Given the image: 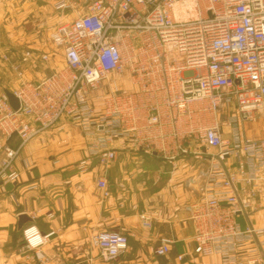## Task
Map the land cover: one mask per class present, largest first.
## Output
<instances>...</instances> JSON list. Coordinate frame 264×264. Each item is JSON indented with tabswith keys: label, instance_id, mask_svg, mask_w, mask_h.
Here are the masks:
<instances>
[{
	"label": "built area",
	"instance_id": "obj_1",
	"mask_svg": "<svg viewBox=\"0 0 264 264\" xmlns=\"http://www.w3.org/2000/svg\"><path fill=\"white\" fill-rule=\"evenodd\" d=\"M49 2L73 16L51 34L64 63L38 85L25 79L20 64L12 66L20 108L0 95V184L17 182L26 145L63 120L88 137L102 132L77 164L80 173L94 159L115 162L116 139L170 163L192 155L201 163L187 182L200 194L189 218L197 254L211 264H264V0ZM23 57L49 62L52 56L28 51ZM101 89L99 113L93 94ZM249 125L262 126L260 139L248 134ZM97 185L108 199L107 180ZM258 212L263 225L240 221ZM143 225L151 228L148 217ZM53 235L36 225L23 230L26 248L39 260ZM172 244L162 239L155 255H169ZM91 246L114 262L129 238L102 230Z\"/></svg>",
	"mask_w": 264,
	"mask_h": 264
},
{
	"label": "crops",
	"instance_id": "obj_2",
	"mask_svg": "<svg viewBox=\"0 0 264 264\" xmlns=\"http://www.w3.org/2000/svg\"><path fill=\"white\" fill-rule=\"evenodd\" d=\"M93 100L101 113L102 89ZM261 128L249 125L248 134L260 139ZM99 137L102 132L88 137L82 128L63 120L26 145L16 162L17 182L0 184V264H211L213 259L196 252L189 219L200 194L187 182L198 174L201 163L192 155L170 163L116 139L111 146L117 152L115 162L103 165L94 159L89 172L80 173L77 164L88 157V146ZM103 177L111 191L108 199L97 185ZM23 214L32 219L23 230L36 225L43 234L54 232L42 249L44 260L26 248L23 230L18 229ZM143 216L150 219L151 228L144 227ZM240 221L263 225L261 212ZM102 230L129 238L127 251L114 262L103 261L91 246L92 235ZM162 239L173 240L171 251L156 256Z\"/></svg>",
	"mask_w": 264,
	"mask_h": 264
},
{
	"label": "rangeland",
	"instance_id": "obj_3",
	"mask_svg": "<svg viewBox=\"0 0 264 264\" xmlns=\"http://www.w3.org/2000/svg\"><path fill=\"white\" fill-rule=\"evenodd\" d=\"M50 5L49 0H0V87L6 85L11 91L19 86L12 67L15 64L22 66L28 81L62 67L63 56L52 45L51 34L71 16L57 13ZM28 51L52 57L49 62L25 59Z\"/></svg>",
	"mask_w": 264,
	"mask_h": 264
},
{
	"label": "water",
	"instance_id": "obj_4",
	"mask_svg": "<svg viewBox=\"0 0 264 264\" xmlns=\"http://www.w3.org/2000/svg\"><path fill=\"white\" fill-rule=\"evenodd\" d=\"M36 84L38 85L39 82L36 81ZM4 94L6 95L10 105L12 106V108L15 110V111H18L19 108H20V102L18 100V98L14 95V93L10 90H4ZM32 222V219L26 215V214H23L19 217V223H18V229L21 231L23 230V228L28 224V223H31Z\"/></svg>",
	"mask_w": 264,
	"mask_h": 264
}]
</instances>
